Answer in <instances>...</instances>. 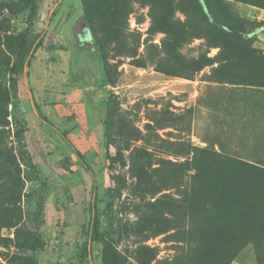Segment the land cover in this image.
Segmentation results:
<instances>
[{"label":"rangeland","instance_id":"obj_1","mask_svg":"<svg viewBox=\"0 0 264 264\" xmlns=\"http://www.w3.org/2000/svg\"><path fill=\"white\" fill-rule=\"evenodd\" d=\"M203 2L228 30L198 0H41L26 32L0 0V264H264V0ZM29 88L93 172L89 261L91 175Z\"/></svg>","mask_w":264,"mask_h":264},{"label":"trees","instance_id":"obj_2","mask_svg":"<svg viewBox=\"0 0 264 264\" xmlns=\"http://www.w3.org/2000/svg\"><path fill=\"white\" fill-rule=\"evenodd\" d=\"M204 10L205 15L207 16V19L209 23L214 27V29L219 30L220 27L223 29L228 30V26L224 24L217 23L210 11L208 10L207 6L204 4L203 0H198ZM40 2L41 0H29V13L27 17V28L26 32H29L31 29L34 20L37 17L38 10L40 8ZM46 28L42 29L40 32H38L35 37L28 38L27 34L23 36V50L21 53V56L18 61L17 66L10 67V73L11 75V81L12 82H19L20 80H24V76L26 73V70L28 68L29 59L33 56V54L36 52V50L41 46L42 41L45 37ZM30 93V103L32 106V110L36 116V119L41 125L46 126L50 130L58 133L60 138L70 147L72 152L75 154L76 158L78 159L81 168L88 174L91 175V196L88 202V222L86 225L85 230V238L81 245V256L84 260L89 261L91 260V254H92V247L95 242L99 240L100 237V231H99V218L96 211V205H95V181L93 177V172L91 168L86 163L83 154L77 150L73 143L70 141L67 132L65 130H60L57 128L45 115L42 114L40 111V108L38 104L35 102V99L32 95V91L29 88ZM68 164L69 159L64 158L60 162L61 171L68 170ZM61 174V173H60Z\"/></svg>","mask_w":264,"mask_h":264},{"label":"water","instance_id":"obj_3","mask_svg":"<svg viewBox=\"0 0 264 264\" xmlns=\"http://www.w3.org/2000/svg\"><path fill=\"white\" fill-rule=\"evenodd\" d=\"M89 37V32L87 29V26H84L82 28V31L79 33V38L80 39H87Z\"/></svg>","mask_w":264,"mask_h":264}]
</instances>
